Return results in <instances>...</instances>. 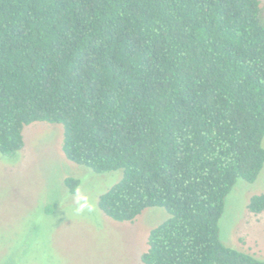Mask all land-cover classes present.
Listing matches in <instances>:
<instances>
[{
	"label": "trees",
	"instance_id": "trees-1",
	"mask_svg": "<svg viewBox=\"0 0 264 264\" xmlns=\"http://www.w3.org/2000/svg\"><path fill=\"white\" fill-rule=\"evenodd\" d=\"M259 0H0V154L23 129L62 126L61 150L120 180L109 219L144 210L142 264H264L225 246L219 221L238 179L264 166V22ZM70 193L79 180L67 177ZM247 209L264 211V195Z\"/></svg>",
	"mask_w": 264,
	"mask_h": 264
},
{
	"label": "rangeland",
	"instance_id": "rangeland-1",
	"mask_svg": "<svg viewBox=\"0 0 264 264\" xmlns=\"http://www.w3.org/2000/svg\"><path fill=\"white\" fill-rule=\"evenodd\" d=\"M264 22V0H259ZM62 126L35 122L23 129V148L0 154V264H142L149 231L168 218L160 207L118 223L98 208V197L120 180V170L94 174L69 162ZM264 148V137L261 142ZM77 178L70 193L64 180ZM264 195V166L253 183L238 179L219 221L221 242L264 260V211L247 205Z\"/></svg>",
	"mask_w": 264,
	"mask_h": 264
}]
</instances>
